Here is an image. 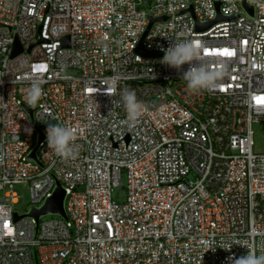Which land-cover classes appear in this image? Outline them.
I'll return each mask as SVG.
<instances>
[{
  "label": "built area",
  "instance_id": "2783aa9c",
  "mask_svg": "<svg viewBox=\"0 0 264 264\" xmlns=\"http://www.w3.org/2000/svg\"><path fill=\"white\" fill-rule=\"evenodd\" d=\"M247 2L253 17L240 0H0V264H35L34 249L38 264H228L264 252V153L253 130L264 124V0ZM217 4L239 18L198 31L186 11L205 24ZM160 17L144 47L162 56L149 58L137 49ZM16 40L22 52L11 57ZM169 40H194L202 63L223 71L219 86L189 89L160 62ZM33 79L43 96L30 107ZM123 90L142 103L134 121ZM48 124L74 130L76 159L48 147ZM34 125L45 136L39 163L28 158ZM57 183L67 220L37 225L30 210L16 212L17 185L29 186L32 209Z\"/></svg>",
  "mask_w": 264,
  "mask_h": 264
},
{
  "label": "clouds",
  "instance_id": "9594fccd",
  "mask_svg": "<svg viewBox=\"0 0 264 264\" xmlns=\"http://www.w3.org/2000/svg\"><path fill=\"white\" fill-rule=\"evenodd\" d=\"M256 0H250L255 3ZM161 51L165 52L161 63L176 69L182 80L187 82L189 89L193 91H210L219 86V81L223 76L220 69L213 70L201 61V47L194 40L178 42L169 40V46ZM188 65L184 70L183 66ZM43 96V89L38 79L30 82V87L25 91V100L30 107H35ZM121 102L128 114L129 120L134 121L142 112V103L138 101L134 91L123 90L121 92ZM31 132V129H28ZM48 147L63 160L76 159V149L74 141L76 135L74 130L61 124H48L46 129ZM230 251L229 247H221ZM228 264H264V252L256 255L248 251L247 255L239 258L229 257Z\"/></svg>",
  "mask_w": 264,
  "mask_h": 264
},
{
  "label": "water",
  "instance_id": "95a60500",
  "mask_svg": "<svg viewBox=\"0 0 264 264\" xmlns=\"http://www.w3.org/2000/svg\"><path fill=\"white\" fill-rule=\"evenodd\" d=\"M240 3H241V7L250 16L253 17L254 16V7L249 5L247 0H240ZM216 9L218 12L217 18L214 21H210V22H207L205 24H201L197 21L192 7L189 10H187L186 12L190 13L192 15V17L194 18L198 31H206V30L210 29L214 24L221 22V21H228V20H234V19L239 18L238 15H233L230 17L222 15L219 11L220 4H217ZM166 20H168V17L150 18V23H149L145 33L143 34L141 41H140V44H139L138 49H137V51L140 54H142L146 57H149V58H158V57L162 56L160 53L151 52V51L147 50L144 47V41H145V38L148 35L149 31L151 30L152 26L155 23L164 22ZM64 41L66 43V46L69 47V38L66 37ZM31 48H30V50H31ZM21 52H22V48H21L20 44L18 43V41L16 40L14 47H13V50H12L11 57H15V56L19 55ZM29 113H30L31 119L33 121L34 110H29ZM35 129L38 133V139H37L35 147L33 148L32 152L30 153L28 158L39 163V160L37 157V151H38L39 145L45 139V136H44L43 132L37 126H35ZM65 198H66V192H65L64 188L61 186L60 183H57L56 188H55L51 198L47 199L41 207L30 209L29 213L26 216L34 218L37 225L39 224L40 218L47 216V215H58L61 218H63L64 220H67V215H66V210H65ZM15 219L19 220L20 217L16 216ZM33 256H34L35 264H38L36 249L33 250ZM65 263L66 262H63L62 264H65Z\"/></svg>",
  "mask_w": 264,
  "mask_h": 264
},
{
  "label": "rangeland",
  "instance_id": "374dc122",
  "mask_svg": "<svg viewBox=\"0 0 264 264\" xmlns=\"http://www.w3.org/2000/svg\"><path fill=\"white\" fill-rule=\"evenodd\" d=\"M254 130V151L255 153H264V124H256L253 126ZM35 142H37V136H35ZM123 186L114 190L113 198L117 202H125L126 193H124L126 189L127 179L126 175H123L122 180ZM15 190L19 195V203L15 206V210L19 214H24L28 212L31 207L30 194H29V186L27 184L17 185ZM43 219H60L58 215H47L44 216Z\"/></svg>",
  "mask_w": 264,
  "mask_h": 264
},
{
  "label": "snow or ice",
  "instance_id": "6c2138e0",
  "mask_svg": "<svg viewBox=\"0 0 264 264\" xmlns=\"http://www.w3.org/2000/svg\"><path fill=\"white\" fill-rule=\"evenodd\" d=\"M207 54V53H206ZM223 55H225V56H231V55H233V53L232 52H230L228 49H224L223 50Z\"/></svg>",
  "mask_w": 264,
  "mask_h": 264
}]
</instances>
